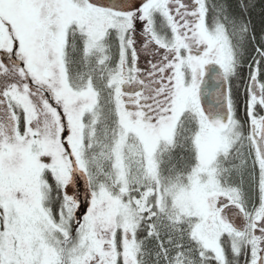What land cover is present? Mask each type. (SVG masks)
Returning a JSON list of instances; mask_svg holds the SVG:
<instances>
[{"label": "snow or ice", "instance_id": "6c2138e0", "mask_svg": "<svg viewBox=\"0 0 264 264\" xmlns=\"http://www.w3.org/2000/svg\"><path fill=\"white\" fill-rule=\"evenodd\" d=\"M0 264H264V0H0Z\"/></svg>", "mask_w": 264, "mask_h": 264}]
</instances>
